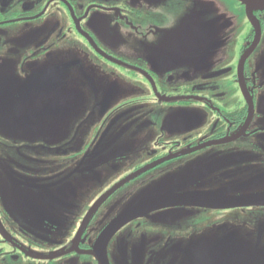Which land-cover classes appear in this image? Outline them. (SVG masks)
Segmentation results:
<instances>
[{"label":"flooded vegetation","instance_id":"obj_1","mask_svg":"<svg viewBox=\"0 0 264 264\" xmlns=\"http://www.w3.org/2000/svg\"><path fill=\"white\" fill-rule=\"evenodd\" d=\"M142 1L148 4L139 6ZM164 2L171 4L162 14L168 20L158 22L150 15L148 20L139 16L143 9L154 10ZM97 10L111 15L125 31L144 29L142 36L148 37L137 45L140 61L112 53L109 44H103L93 29L86 27V18ZM13 30L20 32L10 38L8 33ZM79 39L92 56L88 61L97 63L94 60L97 59L113 69L118 66L125 78L140 75L145 85H150L148 95L162 100L168 109L179 105L181 110L190 112V104H199L208 115L203 119L190 115L158 118L147 116L148 110L128 111L131 97L120 95L114 85L105 91L102 109L116 93L119 95L116 110L100 118L99 132L95 127L91 141L88 139L82 148H79V142L83 145L79 141L82 131L79 122L70 140L51 125L19 126L17 122L36 115L30 106L36 101L34 95L49 92L51 83L62 84L64 71L78 64L79 59L37 71L39 62L51 54L66 52L70 45L78 50ZM0 56V113L7 114L0 118V158L3 159L0 160V214L5 219L0 224V264H100L94 254L98 239L118 216L110 218V209L107 213H100V209L123 185L152 181L162 170L163 174L168 172L171 165L179 174L171 180L169 196H210L216 201L238 197L242 175L237 167L245 164L238 163L243 159L238 154L252 148L256 136L262 137L263 143L254 148L264 152V10H255L249 17L245 4L239 0H0ZM13 64L16 74L10 70L3 74L5 66ZM51 111L54 110L49 107L44 109L45 113ZM133 122L138 123L137 132L147 135L144 147L150 146L143 149V157L128 154V149H117L114 156H109L130 169L116 187L109 192L104 190L100 200L94 199L87 206L89 189L93 188L88 186V191L82 192L81 180L90 186L94 181L93 176H88L89 166H84L82 158L94 162L98 157H107L109 151L103 149L90 157L84 153L99 140L111 147L113 137L120 140ZM106 123L110 128H103L104 133H100V127ZM154 127L156 130L146 131ZM193 127L200 128L191 130ZM245 140L247 146L239 145ZM7 178L30 192L18 196V187L6 183ZM44 188L48 189L47 194ZM19 199L26 203L27 209H22L26 215L21 212L22 217L12 218L7 210L16 208ZM3 201L10 207H5ZM148 201L145 198L141 203ZM248 206L171 204L157 208L153 216L163 210L174 214L182 209L190 217L194 211L198 214L212 211L221 218L235 219L234 226L242 222L241 214L250 213ZM134 226L141 224L136 221ZM121 228L106 243L109 264H131L127 262L129 257L123 255L122 243L118 242ZM260 230L262 243L264 222L258 226L254 243ZM170 237L175 238L172 234ZM164 248L155 256L153 249L147 247L146 252L157 260L147 256L143 264H167L158 260ZM179 251L183 255L188 252Z\"/></svg>","mask_w":264,"mask_h":264},{"label":"rangeland","instance_id":"obj_2","mask_svg":"<svg viewBox=\"0 0 264 264\" xmlns=\"http://www.w3.org/2000/svg\"><path fill=\"white\" fill-rule=\"evenodd\" d=\"M167 1L170 2V0ZM172 1L175 2L176 0ZM146 4H148L147 1H142L139 6L145 7ZM170 5L171 4L168 2L160 3L154 10L149 9L150 12L143 9L144 13L142 12L143 14L139 16L148 20L147 16L150 15V18L158 22H164L168 20V18L166 14H162L164 10L171 8ZM160 7L161 10H158ZM149 8H152V6H149ZM180 11L183 13L184 9L181 8ZM86 27L92 28L103 44H109L107 47L112 53L123 56L131 61L141 60V51H139L137 45L146 42L145 38L148 37V35L142 36L144 32L143 28L139 29L138 32L125 31L116 24L111 15L106 14L103 10H97L89 14L88 18H86ZM19 32L20 31L17 32L13 30L11 33H8V36L14 38ZM117 35L119 38L115 39ZM10 42L12 43L11 39ZM75 49H77L75 45H70L66 52L63 51L51 54L47 59L45 58L39 62L40 66L36 68L37 71L48 70L51 65L58 62L64 61L70 63L74 61V59H79L78 64L68 67L64 71L62 84L51 83L52 88L49 92L43 91L38 95H34L33 98H35L36 101L38 99H43L39 102H32L30 105L32 109L34 108L33 112L36 113L37 116L32 115L28 120L17 122L19 126L23 128H33L41 124L51 125L52 129L61 131L63 136L65 138L67 137L66 140H70L71 137L69 136L73 133L75 125L79 122V130L82 128V131L79 132V141L83 142V145L79 142V148H82L88 139L91 141L95 134V127H97L99 132L97 125L101 124L100 118H102L105 113L116 110L117 100L119 99V95L116 93L110 104L105 109H102V104H104L105 99L104 93L109 87H113L114 85L117 86L120 95L131 97V102L128 104L129 107L126 108L128 111L129 109L135 112L148 110L147 116L157 115L158 118L163 116L183 117V115H190L196 119H203L208 115L205 108L199 104H190V108H188L190 112L181 110L179 105H176L174 109L170 110L167 104H164L162 100H157L154 96L151 97L148 95L151 89L149 88L150 85H145V81L140 75L125 78L118 71H122L118 66H114L115 69L109 68L106 66L107 64L97 59H94L97 63H91L88 60L92 59V56L87 53L84 42L80 39L79 49ZM98 58L113 65L106 59ZM26 69L28 68L26 67ZM6 70L14 71V74H16L14 64L10 67L5 66L3 74H5ZM109 71L115 73L111 74ZM19 76L22 77V74L19 73ZM119 76L123 80L119 78ZM179 84L181 83L179 82ZM186 84L189 83L186 82ZM48 107L52 108L54 111L45 113L44 109ZM39 109H41V111H39ZM18 115L19 117L24 116L21 114ZM1 117L5 118L7 114L4 115L0 113V118ZM133 119H136V117H133ZM137 124V122L129 124V130L124 133L120 140L113 137V145L111 147L105 146L106 142L99 140L97 144L94 143L84 153L86 157H90V155H96L97 152L103 149L109 151V153H106L107 157H98L94 162L90 161L88 158H82L84 166H89L87 172L88 176H93L94 181L93 186H90L88 182H83L84 180H81L83 186V188H81L82 192H84V190L88 191L89 187L93 188L89 189V193L91 194L87 199V206L90 205L94 199L100 200L104 195L100 196L104 190L107 189L106 191L109 192L110 189L112 190L116 187L120 178L130 169L115 163L114 157L109 159V156H114L117 149H128V154L143 157V149L150 146L147 144L144 147L147 135L137 132L140 129L136 127ZM109 125V123H106L102 128L100 127V133H104L103 128L109 129ZM200 127H193L191 130ZM153 130H156V127L146 131ZM117 132L118 130L116 133ZM253 141V145H251L252 148H246L244 152L238 154L243 156L242 161L238 163H245L243 166L237 167V169L240 168L239 172L242 175V182H240L241 184L238 183L240 184L238 187V197H264V152L254 148L256 145L263 143V138L256 136ZM247 144L248 142L245 140L239 145L247 146ZM229 156H231V154H229ZM0 160L3 159L0 158ZM220 163H222V161L219 162V164ZM236 165L235 163L234 166ZM177 174H179V171L169 165L168 172L163 174L162 170L152 181H148L147 183L145 180L141 181V183L135 181L123 185L112 195L109 202L100 209V213H107L110 209V218H113L117 214L119 216L140 204L145 198L150 202L168 196V190L172 187L171 180L175 179L176 176L174 175ZM5 182L16 188L18 187L10 178L5 179ZM24 182L29 183L28 181ZM89 182L92 183V180H89ZM214 185L215 184L211 185L210 188H213ZM196 186H199V180ZM44 191L46 194L48 193V189L44 188ZM29 192V189L25 190L22 186H19L17 189V195L20 197ZM34 192L38 193L37 190ZM108 192H106V194ZM3 205L5 207H10L7 206L4 201ZM23 207L27 209L26 203L19 199L16 208H9L7 212L12 218H14V215L22 217L24 213L22 210ZM246 208L248 212L253 215H250V213L241 214L239 221L242 222L234 226L233 223L235 219L230 221L228 217L221 218L212 211H202L200 214L194 211L193 215L190 217L184 214L182 209L174 214L163 210V212L153 216L157 211L155 209L144 213L141 215L142 217H140V219L135 217L122 225L118 233L122 237L118 242L120 244L122 243L123 255L129 257L127 262L131 264H143L147 256L152 261L157 260L155 254H158L163 247H165L163 249L164 252L158 257V260L160 262L162 260L167 264H245L244 260L246 258L248 259L249 256L247 253L243 252V245L247 244L249 250L254 247L253 241L255 233L258 226L264 222V214H260L264 210V203L251 204ZM17 211L23 213L20 214ZM31 213L33 214L34 211L31 210ZM1 221L5 222L2 214H0V224L2 225ZM136 221H139L141 224L140 227L135 228L134 223H136ZM170 234L175 236V238H171ZM124 243L126 245L129 244L128 250ZM162 245L164 246L160 248ZM147 247L153 249L155 256L146 252ZM179 249L188 251L187 255L181 254ZM260 249H264V239L260 245ZM188 254L192 256L189 257ZM253 254L254 253H252V255ZM256 255L257 254L251 258H254ZM120 260L123 261L122 258Z\"/></svg>","mask_w":264,"mask_h":264},{"label":"water","instance_id":"obj_3","mask_svg":"<svg viewBox=\"0 0 264 264\" xmlns=\"http://www.w3.org/2000/svg\"><path fill=\"white\" fill-rule=\"evenodd\" d=\"M246 6V11L249 17L253 14L255 10H264V0H239ZM128 181L126 179L124 182L120 183L117 187ZM200 197V198H199ZM255 203H264V197H233L225 198V200H214L210 196H200V195H174L163 197L150 202H142L135 207L127 210L126 212L119 215L112 223H110L105 230L100 235L96 250L94 252L96 258L100 264H109L105 254V246L110 238V236L117 231L122 225L130 221L135 217H139L142 214L160 208L161 206L171 205V204H195L204 207H218V206H248ZM263 231L260 230L258 235V240L254 243V247L249 250L247 244L243 245V252L248 254V259L244 260L245 264H264V249H260L261 239ZM252 253H254L252 255ZM255 254H257L254 258ZM252 255V256H251ZM191 257L192 255H189ZM251 258V259H250Z\"/></svg>","mask_w":264,"mask_h":264}]
</instances>
